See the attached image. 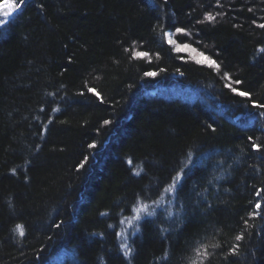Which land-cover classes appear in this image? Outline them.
Wrapping results in <instances>:
<instances>
[{
  "label": "trees",
  "instance_id": "obj_1",
  "mask_svg": "<svg viewBox=\"0 0 264 264\" xmlns=\"http://www.w3.org/2000/svg\"><path fill=\"white\" fill-rule=\"evenodd\" d=\"M261 24L264 0L14 7L0 24V264H264ZM164 195L124 248L121 221Z\"/></svg>",
  "mask_w": 264,
  "mask_h": 264
},
{
  "label": "snow or ice",
  "instance_id": "obj_2",
  "mask_svg": "<svg viewBox=\"0 0 264 264\" xmlns=\"http://www.w3.org/2000/svg\"><path fill=\"white\" fill-rule=\"evenodd\" d=\"M24 2H25V0H19V3L14 4V3H9L8 0H4V3L3 4H0V9L6 8L7 11H5L3 13V15L5 17H8V16L11 15V12H12V10H13L14 7H19ZM207 19L209 21H211V20H214L215 17H213L211 14H209L207 16ZM4 23H5V21L3 19H0V24H4ZM259 27L264 28V24L259 25ZM176 32L177 33H184V29L177 28L176 29ZM164 36L168 38V41H169L170 44H175V41H173L171 39V35L169 33H167V32L164 33ZM176 50L177 51H191V52H196V49H192L187 44H184L183 46L176 45ZM260 51L261 52H264V48L260 49ZM136 55L139 56V57H144V56H147L148 54L147 53H143V52H138V53H136ZM197 55L199 57V58H196V62L197 63H206L210 67H214L216 69H219V65L216 63L215 60L210 59L209 57L205 56L203 53H198ZM144 75L147 76V77H154V76L157 75V73L156 72H152V71H148V72H145ZM225 77L228 78V79H230V77H228V74L227 73H225ZM236 83H240V81H236ZM226 86L229 87V88H231V90L234 93H236L237 95H239V96L248 97L250 95L248 92H245V91H239V92H237V89L232 88L230 84L229 85H226ZM88 91L89 92H94L97 96H99V93L95 92V89L89 88ZM253 106L254 107H257V106L258 107H264V104L257 105L255 102H253ZM104 123L105 124H108V123H110V121H107L106 120V121H104ZM249 139H251V137ZM91 146L94 147V145H91ZM253 147L256 148L257 150H259V148H260L259 145H255V144L253 145ZM83 166H84L83 164L80 165V167H83ZM138 174L139 173H137V175ZM181 175H182V173H178L177 174V177H175L174 180L175 181H178L181 178ZM174 189H175V183L173 185L169 186V188L165 189V191L172 192V191H174ZM262 191H264V190H262ZM256 195L257 196H260L261 195V192L258 191L256 193ZM148 207L149 206L147 204H141L140 207L135 208L134 211H135L136 214L132 217L131 220H127V223L129 225H131L134 220L135 221L140 220L141 219V215L140 214L142 212L143 213H147L148 215H151V213H148ZM260 209H261V203L260 202H257L255 204V210L252 213H250L249 215L252 216V217L260 216L261 215ZM124 222L125 221H121V223H124ZM244 223L247 226V220H245ZM56 226L59 227V225H56ZM17 229L19 230L20 235H23L24 234L23 226L17 225ZM117 235H123V233H118ZM243 239H244L243 232H241L240 234H237L235 236V240L236 241H242ZM123 247L127 249V245H123ZM214 247H219V245H215ZM239 247H240V245L238 243L237 244H233L231 246V248H230V253L231 254H237L238 253V250H239ZM128 251H131V250L128 249ZM196 251H197V256H199V257L206 258V257H208L210 255L208 253V251H207V247H204L203 251H201L200 249H197ZM193 264H196V261H193ZM200 264H203V260H201Z\"/></svg>",
  "mask_w": 264,
  "mask_h": 264
},
{
  "label": "rangeland",
  "instance_id": "obj_3",
  "mask_svg": "<svg viewBox=\"0 0 264 264\" xmlns=\"http://www.w3.org/2000/svg\"><path fill=\"white\" fill-rule=\"evenodd\" d=\"M8 2L9 3H12L10 0H8ZM4 3V2H3ZM2 3V4H3ZM5 11H7V9L6 8H3V9H0V19H3L4 21L9 17H5L4 15H3V13L5 12ZM14 11V8H13V10H12V12ZM11 12V13H12ZM166 33V32H165ZM167 33H169L170 35H171V39L173 40V38H172V33L171 32H169V31H167ZM164 39H165V41L167 42V43H169V41H168V38L167 37H165L164 36ZM176 45H181V46H183L184 44H179V43H177V42H175V44H173V47H174V50L176 51V52H179V53H182V54H184L185 56H187L189 59H191V60H193V61H195L196 62V58H199L198 57V51H196V52H191V51H177L176 50ZM191 47V46H190ZM192 49H194L193 47H191ZM206 64V63H205ZM170 195V194H169ZM164 200V199H163ZM162 201H159V203H161ZM159 203H152V204H147L149 207H148V213H151V212H156L157 210H159L164 204H165V202H162L161 204H159ZM141 206V204H138L135 208H137V207H140ZM134 208V209H135ZM136 213H135V211L133 210V213H132V215L129 217V218H126L124 221V223H122V225H121V231H120V233H123V235H119V239H120V242L122 243V245H125V243H126V241H127V238H128V236L134 231V229H135V227H136V223H137V221H133L132 222V224L131 225H129L128 223H127V220H131L132 219V217L135 215ZM141 215V218L142 217H145L146 215H148L147 213H141L140 214Z\"/></svg>",
  "mask_w": 264,
  "mask_h": 264
},
{
  "label": "bare ground",
  "instance_id": "obj_4",
  "mask_svg": "<svg viewBox=\"0 0 264 264\" xmlns=\"http://www.w3.org/2000/svg\"><path fill=\"white\" fill-rule=\"evenodd\" d=\"M165 32H167V31H165ZM169 32H170V31H169ZM151 91H154V90L151 89ZM164 197H166V195H164L160 201L164 202V201L166 200V198H164ZM163 199H164V200H163ZM162 202H161V203H162ZM158 203H159V202H158ZM161 203H159V204H161Z\"/></svg>",
  "mask_w": 264,
  "mask_h": 264
}]
</instances>
